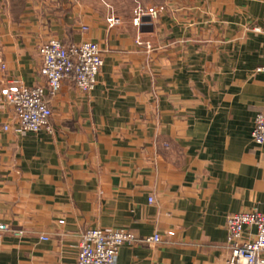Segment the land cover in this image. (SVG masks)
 Masks as SVG:
<instances>
[{"label": "crops", "instance_id": "crops-1", "mask_svg": "<svg viewBox=\"0 0 264 264\" xmlns=\"http://www.w3.org/2000/svg\"><path fill=\"white\" fill-rule=\"evenodd\" d=\"M138 4L163 11L137 27ZM263 28L264 0H0V264H77L92 228L139 240L120 264H227V217L264 213ZM53 39L99 45L97 85L64 81L54 133L17 134L6 95L46 86Z\"/></svg>", "mask_w": 264, "mask_h": 264}, {"label": "built area", "instance_id": "built-area-1", "mask_svg": "<svg viewBox=\"0 0 264 264\" xmlns=\"http://www.w3.org/2000/svg\"><path fill=\"white\" fill-rule=\"evenodd\" d=\"M161 11L163 8L157 10L138 4L133 11V25L139 27L145 17L156 16ZM119 22L113 15L107 19L110 27ZM258 32L264 37V28L258 29ZM137 44H142L140 38L137 39ZM146 47L148 50L152 48L150 44H146ZM39 56L40 73L46 86L27 87L21 84L6 95V102L15 114L14 131L20 135L41 131L53 134V110L50 103L60 92L63 82L73 81L81 93H91L104 65L99 45L89 41L65 46L61 41L53 39L39 48ZM259 71H264V67ZM8 129L6 126L5 130ZM252 139L258 147L264 145V112L259 113L255 119ZM253 228L256 229L255 234L247 231ZM226 229L227 264H264V213L251 211L229 215ZM8 231L7 225L0 224V232ZM246 234L249 239L245 237ZM168 235L174 236V233ZM138 241L132 233L125 230L87 229L81 235L77 264H120L118 257L121 247ZM161 241L160 235L142 239V242L149 244H159Z\"/></svg>", "mask_w": 264, "mask_h": 264}]
</instances>
